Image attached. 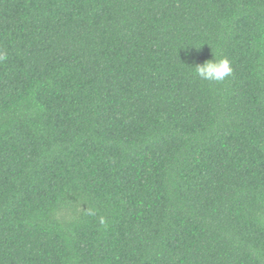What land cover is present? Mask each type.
Wrapping results in <instances>:
<instances>
[{"label":"trees","instance_id":"16d2710c","mask_svg":"<svg viewBox=\"0 0 264 264\" xmlns=\"http://www.w3.org/2000/svg\"><path fill=\"white\" fill-rule=\"evenodd\" d=\"M0 55V264H264V0H0Z\"/></svg>","mask_w":264,"mask_h":264},{"label":"clouds","instance_id":"9594fccd","mask_svg":"<svg viewBox=\"0 0 264 264\" xmlns=\"http://www.w3.org/2000/svg\"><path fill=\"white\" fill-rule=\"evenodd\" d=\"M191 47L199 49L196 46ZM5 58L3 55H0V60ZM232 73L233 69L230 60L226 57H217L216 55H212L211 59L195 66L196 76L201 80L209 82H222L226 77L231 76Z\"/></svg>","mask_w":264,"mask_h":264}]
</instances>
